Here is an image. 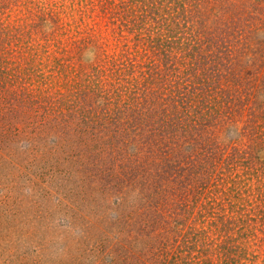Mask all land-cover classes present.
I'll use <instances>...</instances> for the list:
<instances>
[{
    "label": "rangeland",
    "instance_id": "1",
    "mask_svg": "<svg viewBox=\"0 0 264 264\" xmlns=\"http://www.w3.org/2000/svg\"><path fill=\"white\" fill-rule=\"evenodd\" d=\"M184 1L232 58L136 45L108 0H0V264H264V0Z\"/></svg>",
    "mask_w": 264,
    "mask_h": 264
},
{
    "label": "trees",
    "instance_id": "2",
    "mask_svg": "<svg viewBox=\"0 0 264 264\" xmlns=\"http://www.w3.org/2000/svg\"><path fill=\"white\" fill-rule=\"evenodd\" d=\"M108 1L110 2L107 3L111 6L109 7V9L112 10V16H117L120 18L121 20L120 25L129 29V31L134 35L133 39L136 40V45L145 44V48L153 50L154 38L161 37L163 39V42L164 40H170V50L174 53L182 52L183 57L186 56L190 57V54L198 55V53H201L203 55L206 54V57L208 58H213L216 56V54L218 55L221 54L225 59L232 58L233 56V52L235 51V45L231 46V44L225 37H222L219 40L217 39L216 41H214V38H217L219 36L218 33L215 34L214 32V34H212L206 31L202 25L196 26L195 25L196 20H194L192 18V15H190L189 13V12H194L191 8L181 7V8H177L176 11L175 10L162 11L163 8H165L166 10L171 9L170 0H108ZM175 1L176 0H171L172 3H175ZM166 2L168 3V6L165 5L167 4ZM178 2H182V0H178ZM187 2L188 1L183 0V3H187ZM152 4H155V7H160V9L159 8H157V10L153 9V11L150 12L148 9H146V7L151 6ZM180 5H182V3ZM166 13H169V16H163ZM168 19H169V28H167L168 25L166 23ZM173 19L176 20L177 27L182 28V34H183L182 37H179V35L181 34V28H179L177 34L174 28H171L170 20ZM160 29L162 30V32H160L161 31ZM151 30H153L152 34L150 33ZM176 39L188 40L187 47H185L184 49L182 47L183 43L181 44L179 43L178 45L176 44L173 45L172 43L175 42ZM206 45L208 46L206 47ZM111 57L112 56H109V58ZM0 61H1V65L3 62L6 65L8 64L10 71H12V69L15 70L18 69V66L16 64L18 59L11 61L10 58H3L2 60L0 59ZM199 69L203 70V67H200ZM242 89L244 88L239 86L238 96H236L235 90L234 92H230L227 89L225 96L229 100L227 102H218V100H216L217 103L206 102L205 105L200 104V106H198V109H196V111L192 114V118H190L187 121L188 122L187 129H192L190 131H193L194 133L195 132L199 133L201 131L204 132L203 126H206V122L210 119V117L219 115L221 112H223L220 109L219 104L227 103L229 106L234 107L236 103L241 105L240 102L244 98L245 99L248 98L247 97L248 93L246 94L245 92L244 95L240 93ZM196 90L197 89L195 88V91L194 90L191 91L192 97L190 99L194 98L193 100H195V103L198 104V99L195 97L197 95ZM143 92H147V90ZM128 95L136 99L138 97V94L137 93L134 94L132 93V91ZM223 95L224 94H222V96ZM150 97L153 99L154 97L158 98L156 94L154 97L153 96ZM219 97L217 99H219ZM180 103H183V100H181ZM171 107L174 106L172 105ZM230 109L232 108H229L228 110ZM195 116H197L198 119ZM155 118H157L156 114H155ZM130 119L131 118L122 119V121L125 122V125H129L131 122ZM158 119H159V124L157 125L156 128L157 136H159L160 138L167 137L171 132L175 131L176 127L172 129V123H171L172 120H170V118L167 119L161 116V118ZM201 127L203 130H200ZM185 130L186 129H183V131ZM228 255L229 252L227 250L224 251L223 259L230 261L232 257L229 258ZM233 260H235V258ZM191 261L192 259L191 257H189L188 262L193 263Z\"/></svg>",
    "mask_w": 264,
    "mask_h": 264
}]
</instances>
